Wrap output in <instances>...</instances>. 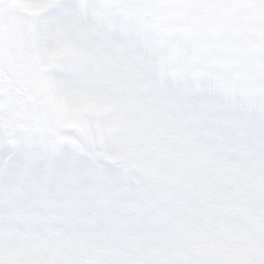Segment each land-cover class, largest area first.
<instances>
[{
	"label": "snow or ice",
	"instance_id": "obj_1",
	"mask_svg": "<svg viewBox=\"0 0 264 264\" xmlns=\"http://www.w3.org/2000/svg\"><path fill=\"white\" fill-rule=\"evenodd\" d=\"M0 264H264V0H0Z\"/></svg>",
	"mask_w": 264,
	"mask_h": 264
},
{
	"label": "clouds",
	"instance_id": "obj_2",
	"mask_svg": "<svg viewBox=\"0 0 264 264\" xmlns=\"http://www.w3.org/2000/svg\"><path fill=\"white\" fill-rule=\"evenodd\" d=\"M255 133H253L254 135ZM99 166L87 165L84 162L73 161L71 158H64L55 162L54 168L47 171L34 169L28 175L18 177L10 173L7 179L15 185L16 191L13 195L35 197L44 194H55L61 184L76 177L61 175L60 170L78 171L82 179L101 189L105 186L109 175L115 176L111 170L109 161L101 160Z\"/></svg>",
	"mask_w": 264,
	"mask_h": 264
}]
</instances>
